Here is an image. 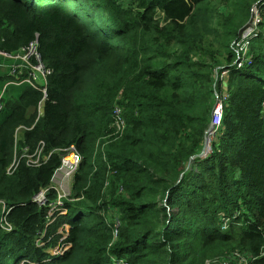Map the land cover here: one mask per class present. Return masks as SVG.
<instances>
[{"label":"trees","instance_id":"obj_1","mask_svg":"<svg viewBox=\"0 0 264 264\" xmlns=\"http://www.w3.org/2000/svg\"><path fill=\"white\" fill-rule=\"evenodd\" d=\"M258 2L0 0V53L15 57L37 40L50 71L37 82L45 96L9 84L27 78L11 76L21 61L0 71V201L12 228H0V264H204L237 250L264 264V39L246 41L241 68L235 47ZM221 92V126L208 142ZM70 146L81 156L73 200L37 247L46 208L32 198L52 185ZM39 147L40 165L28 166L22 149ZM110 209L122 227L116 241ZM64 225L69 248L52 256Z\"/></svg>","mask_w":264,"mask_h":264},{"label":"built area","instance_id":"obj_2","mask_svg":"<svg viewBox=\"0 0 264 264\" xmlns=\"http://www.w3.org/2000/svg\"><path fill=\"white\" fill-rule=\"evenodd\" d=\"M262 2V1H261ZM264 5V4H263ZM255 6L260 7V3ZM252 15H253V8H252ZM252 19V18H251ZM255 23L249 26L248 24L245 26L243 31L241 32L238 41L235 43V47L237 48L238 52L241 53L242 58L241 60L237 63V68H241L243 65L244 56L247 53V47L243 45V42L247 44V40L252 39L251 36L254 35V37H259L258 33L255 32ZM37 40H34L31 42L27 47H25L22 52L13 57L15 61H21L24 62L29 68H28V74L25 75L27 78L24 80H21L19 78L17 83H9V84H28L30 85L33 89L35 90H40L44 96H45V88H40L38 86V81L42 80L44 81V84H46V77L50 73L49 70H46L40 60V56L37 50ZM37 64L36 66H32V64ZM40 69V70H39ZM38 71V72H35ZM20 72H15L14 70L11 73V76H20ZM227 75V72H221V77H224ZM18 78V77H17ZM8 84H6L7 86ZM3 96V92L0 93V112L3 108V104L1 103V99ZM226 98V95H223V93H214V98H213V110H212V119H211V124L208 127L206 131V140L209 142L211 139H213L216 135V133L219 131L221 122H222V116H223V100ZM38 113H40L42 109V105L39 104L38 106ZM39 117V116H38ZM124 121L121 118V111L119 109H115L113 113V128L115 129L116 134L122 133L124 130ZM20 129L19 128L16 132H18ZM17 146V141L15 139L14 142V149H16ZM42 147V146H41ZM39 147L32 155H28L27 149L25 150L27 153L22 155V158L26 159V164L30 167H38L40 165L39 163V158L42 152V148ZM64 154L61 156V161H60V166L56 169L53 180H52V185L49 188L41 190L39 193H37L33 198L32 202L38 205L39 207H44L46 208V224H45V229L41 235V238L36 241V246L37 247H42L44 246V243L42 242V237L45 236L46 233V228L50 226L52 223L55 222L56 218L58 216L66 214L67 210L64 207V201L67 200V190L69 188V185L72 183L74 175L76 174L79 165L81 163V156L80 154L76 151L74 146H70L68 149L63 151ZM48 157H46L47 159ZM16 162V161H15ZM15 162L11 165V167L8 169V173L10 174L12 170L15 167ZM52 190L56 193V197L54 200H49L48 199V194L49 191ZM122 191V189H120ZM0 207H1V212H0V228L5 232V233H10L12 231L11 226L7 222V214L9 213V209L6 208V206L3 204L2 201H0ZM230 221L229 219H222L221 220V230L224 231L227 229L229 226ZM68 228L66 225H64L62 228H59L58 234L63 235L61 241L64 240L65 238V233L67 232ZM69 246L65 245L63 243V249L57 253L56 256L62 255L64 252L63 250L68 249ZM264 256V253H262ZM255 260L251 255L242 253L240 251H233L231 253H228L224 255L222 258H219L215 260L214 262L216 264H252V262ZM120 264H128L125 261H120ZM23 264V263H21Z\"/></svg>","mask_w":264,"mask_h":264},{"label":"rangeland","instance_id":"obj_3","mask_svg":"<svg viewBox=\"0 0 264 264\" xmlns=\"http://www.w3.org/2000/svg\"><path fill=\"white\" fill-rule=\"evenodd\" d=\"M219 11L223 14H228V8L225 6L220 5L219 6ZM255 23V32L258 33V35H261L264 39V5L261 7H253V15H252V19L249 21V26ZM251 38L257 39L258 37H254V35L251 36ZM243 45L245 47H247L248 50V46L245 44V42H243ZM3 58L5 60V63H3L4 66L0 67V71L3 72L4 70H6L9 66H10V62L13 61V59L8 58V57H0ZM219 61H221V63L223 64L224 61L223 59H221L220 57L218 58ZM37 64H32V66H36ZM225 65V64H223ZM28 66L22 62L21 64H15L12 71L14 70L15 72H21V73H25L28 70ZM40 70V69H39ZM11 71V73H12ZM38 72V71H35ZM221 74V71H216V75ZM217 88V86H216ZM34 113H36V110H32L30 112V115H33ZM39 113H37V117L36 120L38 119ZM24 131L22 129H20L17 133H15V139L17 141V146L16 149L13 148V152H14V156L16 157L15 159H18L17 156H19V148L20 145L18 144L19 141L21 140V137L23 136ZM27 152L25 150L22 149L21 151V155L26 154ZM202 155V154H201ZM201 156H199L198 158H200ZM194 170H196V167L194 166ZM122 191H120V189L118 190L117 194H122ZM67 199L72 201V183L69 185V188L67 190ZM162 206L163 204L160 202H157L154 204ZM109 217H111L113 219V221L115 222V225L113 227V240L116 241L118 239L119 233L121 231V222H120V217H119V213L117 209H110L109 210ZM0 212H1V207H0ZM43 242V241H42ZM44 243V242H43ZM63 249V241H59L57 242V244L55 246H49V248L46 249V252L49 253L52 256H56L57 253H59L61 250ZM67 250V249H66ZM65 251V249L63 250V252ZM223 256H219L216 258H208L205 260L204 264H216L214 261L222 258Z\"/></svg>","mask_w":264,"mask_h":264},{"label":"clouds","instance_id":"obj_4","mask_svg":"<svg viewBox=\"0 0 264 264\" xmlns=\"http://www.w3.org/2000/svg\"><path fill=\"white\" fill-rule=\"evenodd\" d=\"M3 57L5 56V57H8V58H11V59H13V57L12 56H10V55H6V54H3V53H0ZM14 60V59H13ZM7 84V83H6ZM6 87V85L4 86V88Z\"/></svg>","mask_w":264,"mask_h":264},{"label":"water","instance_id":"obj_5","mask_svg":"<svg viewBox=\"0 0 264 264\" xmlns=\"http://www.w3.org/2000/svg\"><path fill=\"white\" fill-rule=\"evenodd\" d=\"M262 0H259L258 4L261 3Z\"/></svg>","mask_w":264,"mask_h":264},{"label":"bare ground","instance_id":"obj_6","mask_svg":"<svg viewBox=\"0 0 264 264\" xmlns=\"http://www.w3.org/2000/svg\"><path fill=\"white\" fill-rule=\"evenodd\" d=\"M263 2V1H262ZM18 157V156H17ZM16 158V157H15ZM15 169V168H14ZM11 175V174H10Z\"/></svg>","mask_w":264,"mask_h":264}]
</instances>
